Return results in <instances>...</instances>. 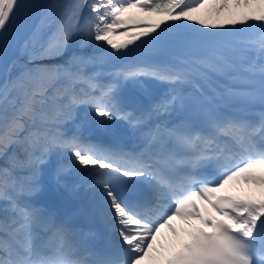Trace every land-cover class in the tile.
<instances>
[{
	"label": "snow or ice",
	"instance_id": "snow-or-ice-1",
	"mask_svg": "<svg viewBox=\"0 0 264 264\" xmlns=\"http://www.w3.org/2000/svg\"><path fill=\"white\" fill-rule=\"evenodd\" d=\"M257 4L0 0V264H264Z\"/></svg>",
	"mask_w": 264,
	"mask_h": 264
},
{
	"label": "bare ground",
	"instance_id": "bare-ground-1",
	"mask_svg": "<svg viewBox=\"0 0 264 264\" xmlns=\"http://www.w3.org/2000/svg\"><path fill=\"white\" fill-rule=\"evenodd\" d=\"M205 8H207V10L209 11L208 13H210V14L212 13V6L211 5H206ZM256 8H259V6H257ZM203 10H201V11H203ZM129 16H130V18H132L133 20H136V21H141L140 18H142V19L145 18L146 21H150V22H153V23L160 22V21H167V20L162 19V17H159V16H151V17L145 16V14L143 12H141L140 10L138 12L132 11ZM206 21L207 22H210L211 20H209L207 18ZM221 21L225 22V24L229 22V20H228L227 17L222 18V19H220L217 22H221ZM36 23H39V21L37 20ZM120 32H122V30ZM119 35H122V34H119ZM123 36H125V35H123ZM27 39H28V37H27ZM129 41L135 42V41H132L131 39ZM23 45H22V48H21L20 52L18 53V56H20L21 58L24 55L23 54ZM230 188H231L230 191H232V188L234 190H236L238 188V190H239L240 193H250V192L253 191V189H252L251 186L250 187L249 186H246V187L240 188L238 182H234V184L232 186H230ZM226 192H229V191H226ZM239 192H236V193H233V194H238ZM173 227H175L177 229V231L181 233V236H183V227H184V225L182 224V222H180V221H174L173 222ZM174 240H175V238L173 237L172 233L169 232V230L165 229L161 233V236L158 237V244H162L165 247H167L169 244L173 243ZM142 264H148V261L142 262Z\"/></svg>",
	"mask_w": 264,
	"mask_h": 264
},
{
	"label": "rangeland",
	"instance_id": "rangeland-1",
	"mask_svg": "<svg viewBox=\"0 0 264 264\" xmlns=\"http://www.w3.org/2000/svg\"><path fill=\"white\" fill-rule=\"evenodd\" d=\"M257 6H259V8H261L262 7V5H259V4H257V5H254L253 7H257ZM264 7V6H263ZM132 11H135V12H138L139 10L138 9H133ZM131 11V12H132ZM131 12H129L128 14H126L127 15V17H130L129 15H130V13ZM209 11L207 10V9H204L202 12H201V14H199V15H195L194 14V19H203V20H206L207 18H208V15L210 16V15H212V13L210 14V13H208ZM164 18V17H163ZM141 19V18H140ZM165 19H167L166 17H165ZM164 19V20H165ZM145 21V19H141V21ZM210 22H212V20L210 21ZM209 22V23H210ZM219 23H225V22H223V21H221V22H219ZM161 26H163V25H161ZM118 35V36H117ZM111 39L113 40V42H115V43H117V44H122V43H125V42H129V40L131 39V36H123V35H119V34H116V35H113L112 37H111ZM138 41H135V42H131V43H137ZM130 46H131V44H130ZM78 85L79 84H77V85H74L73 86V88H74V90H76V88L78 87ZM77 91V90H76ZM81 109V108H80ZM80 109H79V111H80ZM0 165H2V161H0ZM0 207H3V202H0Z\"/></svg>",
	"mask_w": 264,
	"mask_h": 264
}]
</instances>
